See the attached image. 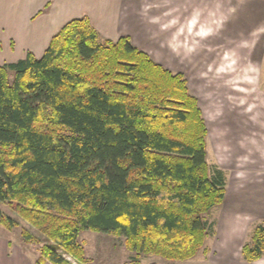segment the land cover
Here are the masks:
<instances>
[{"label": "trees", "instance_id": "obj_1", "mask_svg": "<svg viewBox=\"0 0 264 264\" xmlns=\"http://www.w3.org/2000/svg\"><path fill=\"white\" fill-rule=\"evenodd\" d=\"M12 75V76H11ZM207 122L186 75L129 35L74 18L41 57L0 64V202L30 223L33 264L86 260L80 232L123 236L132 255L186 260L216 234L228 172L208 160ZM0 224L17 221L0 207ZM264 257V219L241 258Z\"/></svg>", "mask_w": 264, "mask_h": 264}, {"label": "rangeland", "instance_id": "obj_2", "mask_svg": "<svg viewBox=\"0 0 264 264\" xmlns=\"http://www.w3.org/2000/svg\"><path fill=\"white\" fill-rule=\"evenodd\" d=\"M130 1L125 10L137 7L140 19L150 22V32L134 31L135 42L158 63L186 75L207 120L208 159L231 176V199L211 212L217 231L206 241L209 253L201 250L186 260L143 256L141 264H247L239 245L229 254L224 247L236 231L242 239L254 220L237 192L242 180L253 169L264 171V0H134L138 6ZM0 207L18 223L12 229L0 224V264H33L41 244L24 240L22 229H35L9 203ZM79 239L86 249L83 263L64 253L74 264L132 260L123 236L85 229ZM249 264H264V258Z\"/></svg>", "mask_w": 264, "mask_h": 264}, {"label": "crops", "instance_id": "obj_3", "mask_svg": "<svg viewBox=\"0 0 264 264\" xmlns=\"http://www.w3.org/2000/svg\"><path fill=\"white\" fill-rule=\"evenodd\" d=\"M163 1L170 2L171 0ZM125 2L128 0H0V64L22 59L29 51L41 57L52 37L69 21L82 16H88L94 27L104 37L117 40L122 35H130L134 44L142 49L143 46L138 45L134 40V31L145 30L146 33L150 30V22L143 20L144 18L140 19L137 7H134L135 10L131 13L126 11ZM130 2L131 5L138 6L137 1L131 0ZM131 27H134V30ZM214 163L225 169L217 160ZM226 171L228 172V185L225 204L231 199L229 198L231 176L229 171ZM237 192L242 197V203L248 204L246 212L254 215V220L248 222L250 227L242 239L237 235V231L233 234L225 244L224 251L226 254L232 253L227 250L239 245L238 252L241 257V247L251 226L264 219V171L258 174V171L253 169L242 180V185ZM239 198L237 197L236 201ZM261 259L254 262H259ZM243 263L252 262L244 261Z\"/></svg>", "mask_w": 264, "mask_h": 264}]
</instances>
